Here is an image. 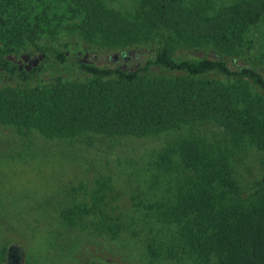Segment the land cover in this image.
Instances as JSON below:
<instances>
[{
	"label": "trees",
	"instance_id": "16d2710c",
	"mask_svg": "<svg viewBox=\"0 0 264 264\" xmlns=\"http://www.w3.org/2000/svg\"><path fill=\"white\" fill-rule=\"evenodd\" d=\"M116 1L0 0V70L17 79L0 87V126L24 140L144 138L186 128L145 169L174 184L160 197L137 196L140 213L117 207L109 183L100 180L85 200L53 219L104 242L140 236L146 264H264V65L240 63L234 55L249 28L263 20L264 0H130L131 10ZM63 37L98 45V53L136 51L154 39L164 44L153 55L154 70L79 60L48 76L49 83L27 84L41 65L27 71L12 57L45 53L63 63L70 47ZM178 43L207 44L214 55L183 58ZM84 48L80 43L74 50ZM205 124L219 126L220 136L196 129ZM247 147L258 152L260 172L248 192L239 168ZM9 243L0 240V264L18 262V249L9 258ZM102 262L88 264H108Z\"/></svg>",
	"mask_w": 264,
	"mask_h": 264
},
{
	"label": "rangeland",
	"instance_id": "374dc122",
	"mask_svg": "<svg viewBox=\"0 0 264 264\" xmlns=\"http://www.w3.org/2000/svg\"><path fill=\"white\" fill-rule=\"evenodd\" d=\"M113 4L131 10L130 0H117ZM60 39L70 43L66 51L68 59L61 63L51 56L47 59L44 57L38 64L41 65L40 69L27 84L49 83V80L46 81L48 76L64 74L70 65L73 67L77 61L85 59V55L79 54L81 51L74 50L80 43L85 47L84 52L92 54L86 62L123 68L149 65L150 70L156 68L153 55L164 44L154 39L145 47L137 48L132 59H127L126 65L122 64L123 61L113 65L108 63L109 58L106 59L113 50L98 53V45L74 37ZM47 41L51 43L52 40L46 38ZM175 45L177 53L183 58L214 55L212 47L207 44ZM234 55L240 63L264 65L261 62L264 56V18L249 28ZM16 80V76L9 78L0 70V87L15 85ZM196 129L217 138L222 131L212 124L198 125ZM185 132L186 128H182L144 138L83 135L66 140L34 135L31 140H24L14 128L1 125L0 240H8L9 244L17 247V264H88L93 260L108 264H146L149 257L144 254L143 238L140 236L124 233L104 242L103 237L92 239L75 230L66 231L53 218L59 209L85 200L89 192L99 186L100 180L109 183L111 191H108L117 207L126 213H140L143 206H138L139 197H160L161 193H166V186L172 187L174 184L169 178L150 177L145 169H153L156 152ZM241 157V184L248 192L254 188L260 176L259 154L255 148L247 147ZM152 179L160 180L161 185H151ZM88 239L93 241L92 244L87 242ZM105 247L111 254L109 259L103 256Z\"/></svg>",
	"mask_w": 264,
	"mask_h": 264
},
{
	"label": "water",
	"instance_id": "95a60500",
	"mask_svg": "<svg viewBox=\"0 0 264 264\" xmlns=\"http://www.w3.org/2000/svg\"><path fill=\"white\" fill-rule=\"evenodd\" d=\"M118 53L121 52H113L110 54V59L111 61H114L118 58ZM79 54H81V52H79ZM86 55H88V53H85ZM135 51L131 50L128 52H122L121 55L122 57L120 58L121 61H125L126 59L130 58L132 59V57L134 56ZM45 57V53H39L37 55L31 56L29 53H22L19 56V60L25 62L26 64L24 65L25 69L27 71H29L32 67H35L39 64V62L41 60H43V58ZM84 61H86L85 59H83ZM11 249H17V247L15 245H10L8 247V251ZM10 264V263H9Z\"/></svg>",
	"mask_w": 264,
	"mask_h": 264
},
{
	"label": "flooded vegetation",
	"instance_id": "af4514ba",
	"mask_svg": "<svg viewBox=\"0 0 264 264\" xmlns=\"http://www.w3.org/2000/svg\"><path fill=\"white\" fill-rule=\"evenodd\" d=\"M85 53H88V55H86ZM122 53V52H121ZM121 53H118L119 55H118V58L116 59V60H114V61H111V59H110V55L109 56H107L106 57V59H108L109 58V61L110 62H108V63H113V65H115V64H117V63H119V61H121L120 60V58L122 57V55H121ZM124 53V52H123ZM81 55H85V60H90L91 59V56H92V54L91 53H89V52H82L81 53ZM31 56H34V55H31ZM12 60L17 64V65H19V67L21 68V67H24V65L26 64L25 62H23V61H20L19 60V57L17 58V57H12ZM83 60V59H82ZM125 63H127V59L124 61L123 60V62H122V64L123 65H126ZM122 67H124V66H122ZM16 253H17V249H11V250H9V258H15L16 257ZM11 264V263H10Z\"/></svg>",
	"mask_w": 264,
	"mask_h": 264
}]
</instances>
